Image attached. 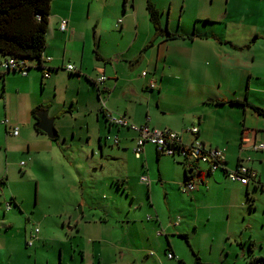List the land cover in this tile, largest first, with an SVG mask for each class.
Segmentation results:
<instances>
[{
  "label": "crops",
  "instance_id": "crops-1",
  "mask_svg": "<svg viewBox=\"0 0 264 264\" xmlns=\"http://www.w3.org/2000/svg\"><path fill=\"white\" fill-rule=\"evenodd\" d=\"M147 1L158 9L160 23L176 38L157 37L148 46L154 31L145 9ZM79 2L51 0L41 59L44 69L37 68L36 60L27 62L26 76L6 74L12 72L0 69L4 105L9 101L7 84L11 77L29 87L38 84L51 90L54 97L57 78L61 75L58 71L71 75L67 77L69 80L88 82L87 93L83 94L81 87L69 81L68 92L65 91L58 106L43 94L30 93L22 106L30 117L19 123L31 126L32 139L30 129L26 130L27 138H21L19 123L6 126L2 123L8 140L14 139L27 152L37 154L39 147L51 148L52 143L45 134L34 131L36 119L30 113L33 108L46 110L59 135L65 129L62 118L81 110L86 112L85 142L95 146L100 158H87L75 169L77 177L63 178L67 182L64 189L78 193L76 197L68 196L63 207L68 215L71 200L80 203L82 217L75 225L85 238L84 246L77 247L78 258L71 253V262L65 264H219L213 258L217 248L224 257L230 255L228 249L233 250L240 264H248L249 259L244 256L246 248L247 258L249 253L262 258L253 245L250 247L255 240L249 231L231 224V211L238 205L239 194H247L250 187L264 188V149H250L253 144H264V116L251 108L264 110V102L258 98L264 95V0H122V10L114 15L120 18L113 24L117 29L112 33L113 38L107 40L103 36L105 29L101 35H95L94 29L99 25L96 22L91 48L87 35L75 20V6ZM61 19L67 21L65 32L58 28ZM90 49L95 59L92 70L84 74L83 53ZM70 57L74 60L78 57V67L74 66L73 73L64 69ZM3 58L0 53V62ZM31 68L40 72L30 71ZM144 71L146 75L142 76ZM44 72L47 77L43 76ZM101 73L106 77L104 82H99ZM150 79L156 81L152 90L148 88ZM103 87L105 90L100 91ZM100 99L107 110L125 115L133 124L166 128L177 133L183 143L194 138L187 129L197 127L198 138L206 148L225 149V169L235 168L241 160L254 173L253 180L245 185H231L226 183L222 170L209 173L207 166L198 167L188 179L195 188L186 191V167L176 157L169 161L172 173L164 175L159 167L155 179L148 161L152 156L159 161L166 155L146 144L139 158L127 161L126 157L133 154L136 132L107 123L100 110ZM228 100L247 104H227ZM89 126H93V134ZM13 127H18L16 136L12 135ZM113 137L117 138L116 155L124 158L119 170L129 168L126 177L105 165L109 157L107 141ZM90 149L91 155L96 154L94 148ZM130 162L136 166L130 168ZM100 173L99 180L91 179V175ZM143 174L148 175V183H142L147 198L138 202L131 179L140 181ZM91 181L116 185L111 204L94 207L87 200ZM159 185L162 192L155 201L154 187ZM168 186L175 191L169 192ZM123 193L129 199L128 205L120 201ZM220 211L226 213L225 218ZM201 232H205L206 241L196 240ZM167 253H172L174 258L168 259Z\"/></svg>",
  "mask_w": 264,
  "mask_h": 264
},
{
  "label": "rangeland",
  "instance_id": "rangeland-1",
  "mask_svg": "<svg viewBox=\"0 0 264 264\" xmlns=\"http://www.w3.org/2000/svg\"><path fill=\"white\" fill-rule=\"evenodd\" d=\"M58 6L59 4H56V8ZM121 6L122 0H80L79 4L75 6V20H77L78 28L87 35L89 48L93 45L92 28L96 22H99V25H97L96 30L94 29L95 35H101L105 29L106 33L103 36L107 40L113 38L112 33L117 31L113 24L120 18L114 15L122 10ZM94 59L91 49L89 52L88 50L84 51L82 60V72L84 74L92 70ZM27 62L33 63L34 60ZM77 62L78 57L75 60L71 58L67 61L73 66H77ZM30 71L39 70L31 68ZM58 72L61 75L57 78L58 89L55 97L51 90L42 89L38 84L29 87L26 84L18 83L14 78L12 80V77L9 78V87L7 84V99L9 101L5 102V105L2 100L4 88L0 79V264H65L71 262V253L76 259L78 258L77 247H83L85 243V238L79 234L75 225V222H80L82 217L80 203L71 200L69 203L71 214L68 215H66V210L63 207L68 196L76 197L78 193L75 190L68 193L67 189H64V184L66 185L67 182H63V178L77 177L75 169L87 158H100L95 146L85 142L87 135L85 133L86 112L81 110L74 116L68 115L62 118L61 121L65 128L63 133L59 135L54 126L57 137L54 140L49 139L52 143L51 148L39 147L37 154L27 152L25 147L22 148V144L14 139L8 140L2 124L3 120H6L11 125L14 123L18 125L17 123H21L26 117L29 119L30 114L25 112L22 106L29 98L30 93L37 94V96L43 94V97L49 98L57 106L65 97V91L68 92L66 87L69 81H73L76 86L81 87L83 94L87 93L86 85L88 82L86 80L79 82L75 78L69 80L67 77H71V75L65 71ZM18 85L19 87H17ZM4 87H6L5 84ZM258 98L264 102V95H259ZM20 123L18 126L21 129V138H27L26 130L30 129L29 135L32 139L33 130H31V126H20ZM74 126V130H72ZM89 132L94 133L93 126H89ZM106 147H109L106 149L109 152V157H106V167L113 170L117 169L119 175L126 177L129 172L128 166L119 170L120 162H123L124 158L116 155L118 154L114 150L116 147L111 141H107ZM90 148H94L93 152L96 154L91 155ZM134 157L131 154L126 157V160H133ZM169 161H173L169 156H161L159 161H156L154 156L149 159V170L155 179L159 167L163 170L164 175L172 173L173 167ZM135 166V163H129L130 168ZM199 167L205 169L206 165L200 163ZM133 174L134 172L132 176ZM101 177V173L98 176L91 175L92 180H99ZM143 177H148V175L143 174ZM131 182L134 185L136 200L138 202L145 201L147 198L145 185H142L137 179H131ZM88 183L91 190L88 191L87 200L94 207L112 203L114 193L117 191L115 184L109 182L102 184L101 181ZM226 183L233 185V182L228 180ZM168 187L169 192L175 191L172 186ZM176 190L182 195L178 187ZM161 192L162 187L160 185L154 187V195L157 197L155 201H158V195L160 196ZM239 195L238 205L231 211L233 214L231 224L235 228L241 226L242 231H249L255 240V244L252 242V245L257 250L256 254L264 258V188L254 189L250 187L247 194ZM120 201L128 205L129 199H126L125 193H123ZM6 204L9 205L8 210H6ZM220 214L224 218L226 217L224 211H220ZM35 228L38 229L37 238L31 246H28L27 240ZM196 240L206 241L205 232H201ZM228 250L230 255L224 257L217 248L213 256L214 260L219 264H240L241 260L238 255L233 250ZM248 255L247 258L246 248L245 259H249L250 253Z\"/></svg>",
  "mask_w": 264,
  "mask_h": 264
},
{
  "label": "built area",
  "instance_id": "built-area-1",
  "mask_svg": "<svg viewBox=\"0 0 264 264\" xmlns=\"http://www.w3.org/2000/svg\"><path fill=\"white\" fill-rule=\"evenodd\" d=\"M59 31L65 32L67 30V21L61 19L59 22ZM49 61V58L46 59ZM27 61L15 57H4L0 62V69L4 72H19L20 75H27ZM44 69V67L42 66ZM67 72H75V67L73 65H66L64 68ZM142 76L146 75V72L141 73ZM44 77H47V72H44ZM106 77L103 73L99 76V82H104ZM156 87V81L150 79L148 88L154 89ZM105 88H101L100 91H104ZM100 110L102 111L104 117L110 125H114L119 128H127L136 132V137L134 139L133 154L135 158H139L143 148L146 144L153 145L159 153L166 156H176L182 161L186 162L190 168L197 170L200 163L207 166V171L209 173H214L215 171L222 170L225 166V152L220 148H206L201 140L198 138L197 127H190L187 131L194 137L190 143H183L179 135L173 131L166 128L159 129L149 127L147 125L137 126L130 122V120L123 114H116L106 109L105 102L100 99ZM7 121L3 120V124L6 126ZM18 134V127L12 128V135L16 136ZM106 139H110L107 137ZM113 144L117 143V138H111ZM250 149L252 151H262L264 149V144L258 143L251 145ZM225 169V168H224ZM253 172L241 164H238L235 169L226 170L225 177L230 182H237L242 185L248 183L250 176ZM140 182L147 184L148 180L146 177H141ZM195 185L192 181H187L184 183V190L192 191ZM9 209V205L6 204V210ZM38 229L35 228L32 234L27 240V245L31 246L33 241L37 238ZM167 258H174L172 253H167Z\"/></svg>",
  "mask_w": 264,
  "mask_h": 264
},
{
  "label": "trees",
  "instance_id": "trees-1",
  "mask_svg": "<svg viewBox=\"0 0 264 264\" xmlns=\"http://www.w3.org/2000/svg\"><path fill=\"white\" fill-rule=\"evenodd\" d=\"M50 3L51 0H0V53L4 55V57H15L26 61L36 60L37 68L42 69L41 59L45 48L46 32L50 15ZM145 9L154 31L153 39L148 43V46L157 37H164L166 39H173L177 37V35L170 33L165 26H162L159 20V11L152 2L147 1ZM2 78L3 74H0V79L2 80ZM215 103L222 104L225 102L215 101ZM226 103L237 105L247 104L245 101L236 100H228ZM251 108L258 115L264 116L263 109L257 107ZM40 109H42V107H35L31 110L30 113L33 119H35V114ZM105 121L107 122L106 118ZM33 129L35 132L41 133L35 129L34 126ZM220 149H223L225 152L224 148ZM181 162L182 165L186 167L184 173L185 183L191 177L192 168L188 167L186 162L182 160ZM238 164L245 166L241 160L238 161ZM224 168L222 171L225 176ZM253 178L254 173L250 176L249 180H253ZM251 245L252 244H250V247ZM248 264H264V259L261 257L254 258L250 255Z\"/></svg>",
  "mask_w": 264,
  "mask_h": 264
},
{
  "label": "water",
  "instance_id": "water-1",
  "mask_svg": "<svg viewBox=\"0 0 264 264\" xmlns=\"http://www.w3.org/2000/svg\"><path fill=\"white\" fill-rule=\"evenodd\" d=\"M35 119L37 120L34 124L35 129L45 134L51 140L57 137V133L53 125V119L48 117L46 110H38L35 114Z\"/></svg>",
  "mask_w": 264,
  "mask_h": 264
},
{
  "label": "flooded vegetation",
  "instance_id": "flooded-vegetation-1",
  "mask_svg": "<svg viewBox=\"0 0 264 264\" xmlns=\"http://www.w3.org/2000/svg\"><path fill=\"white\" fill-rule=\"evenodd\" d=\"M37 121V120H36ZM36 121H35V123H36Z\"/></svg>",
  "mask_w": 264,
  "mask_h": 264
}]
</instances>
